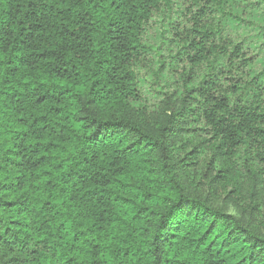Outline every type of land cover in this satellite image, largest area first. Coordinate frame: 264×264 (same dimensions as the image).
Here are the masks:
<instances>
[{"label": "clouds", "instance_id": "obj_1", "mask_svg": "<svg viewBox=\"0 0 264 264\" xmlns=\"http://www.w3.org/2000/svg\"><path fill=\"white\" fill-rule=\"evenodd\" d=\"M262 129L264 0H0V264H264Z\"/></svg>", "mask_w": 264, "mask_h": 264}, {"label": "trees", "instance_id": "obj_2", "mask_svg": "<svg viewBox=\"0 0 264 264\" xmlns=\"http://www.w3.org/2000/svg\"><path fill=\"white\" fill-rule=\"evenodd\" d=\"M113 3H115V0H113ZM29 7H31V5H29ZM65 11H66L65 9H60L61 14H63ZM26 15L30 16V15H34V13L29 12V13H26ZM12 26L13 25H11L10 23L6 25V27H12ZM35 27L39 28V26H35ZM196 31L199 32L200 30L196 29ZM72 35H76V33H72ZM31 36H32V33H29L26 39L30 38ZM24 43L25 41L22 40L21 44H24ZM189 47H191V45H189ZM41 55H43V53H41ZM9 63H11V61H9ZM224 99H227V97H225ZM260 131H264V129ZM193 152H195L194 149L192 150V152L189 153V156H192ZM185 159L187 160L188 157H185ZM195 164H196V161L193 160L190 162L189 166L194 167ZM229 195H231V193H229ZM16 203H17L16 201H6L4 203V207L11 209L12 207L15 206ZM12 223L17 224L18 222L13 221ZM8 231H11V229H9ZM196 239L200 241V243L197 244L196 247L203 248L202 255L206 257L203 264H236L234 256L229 257L228 255V253L231 250L232 245L225 244L223 241H220L219 243H217L215 239H211L210 230L206 231L203 236L196 237ZM239 264H243V262L241 261L239 262Z\"/></svg>", "mask_w": 264, "mask_h": 264}]
</instances>
